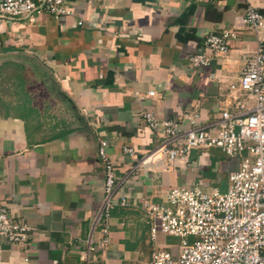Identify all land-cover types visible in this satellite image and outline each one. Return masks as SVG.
I'll return each instance as SVG.
<instances>
[{
	"label": "crops",
	"instance_id": "crops-1",
	"mask_svg": "<svg viewBox=\"0 0 264 264\" xmlns=\"http://www.w3.org/2000/svg\"><path fill=\"white\" fill-rule=\"evenodd\" d=\"M249 5L264 11V0H67L72 13L59 18L0 17V66L18 63L28 93L0 97L17 103L0 107V203L33 228L25 245L0 237V264H150L155 248L178 244L151 239L142 200L162 201L171 187L201 178L225 191L240 161L199 148L165 168L151 154L175 142L145 111L184 128L216 127L237 100L253 103L239 82L264 29L245 22ZM223 29L236 33L229 52L207 50L206 35ZM203 53L209 64H189ZM102 139L118 163L108 220Z\"/></svg>",
	"mask_w": 264,
	"mask_h": 264
},
{
	"label": "built area",
	"instance_id": "built-area-1",
	"mask_svg": "<svg viewBox=\"0 0 264 264\" xmlns=\"http://www.w3.org/2000/svg\"><path fill=\"white\" fill-rule=\"evenodd\" d=\"M66 1L3 0L0 17L38 13L59 18L72 13ZM245 22L256 31L264 29V11L249 5ZM235 36L231 29L213 30L206 35L204 44L207 50L225 55ZM209 62L207 53L189 58L194 67ZM239 87L253 103L237 100L238 110H222L216 127L184 128L180 120L159 119L153 112L145 111L149 125L162 128L167 138L175 142L170 145L166 140L151 154L164 158L165 168L176 167L179 160L199 148L217 147L226 156L240 157V167L230 172L225 191L209 186L201 178L192 186L171 187L162 201L142 200L139 208L150 225L151 239L156 242L160 234L178 239L172 249L155 248L150 264H264V39L246 60ZM147 95L153 96L155 91ZM108 145L106 139L99 145L105 166L103 220L109 219L117 204L119 187L118 163L108 153ZM123 153L134 157L136 150L125 146ZM32 232L25 219L16 217L10 207L0 203L1 238L25 245Z\"/></svg>",
	"mask_w": 264,
	"mask_h": 264
},
{
	"label": "trees",
	"instance_id": "trees-1",
	"mask_svg": "<svg viewBox=\"0 0 264 264\" xmlns=\"http://www.w3.org/2000/svg\"><path fill=\"white\" fill-rule=\"evenodd\" d=\"M1 95H5L7 98L8 96L11 98L16 97L18 101L28 96L21 66L16 62H8L0 66V97ZM16 104L11 99L0 98V107H5L9 112Z\"/></svg>",
	"mask_w": 264,
	"mask_h": 264
},
{
	"label": "rangeland",
	"instance_id": "rangeland-1",
	"mask_svg": "<svg viewBox=\"0 0 264 264\" xmlns=\"http://www.w3.org/2000/svg\"><path fill=\"white\" fill-rule=\"evenodd\" d=\"M228 157H230V156H228ZM230 158H233L234 160H238V161H240V157H238V156H234V157H230ZM237 161V162H238ZM239 163V162H238ZM240 167V166H239ZM233 171V170H232ZM232 171H230V172H232ZM235 171V170H234ZM230 172L228 173V176H229V174H230ZM228 183V182H227ZM172 248H174V246H172V247H170L169 249H172ZM171 251H173V250H171Z\"/></svg>",
	"mask_w": 264,
	"mask_h": 264
}]
</instances>
